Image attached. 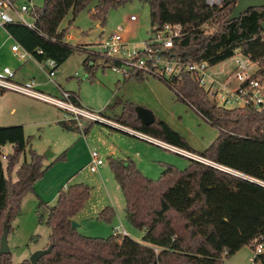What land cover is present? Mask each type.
<instances>
[{"label": "trees", "instance_id": "obj_1", "mask_svg": "<svg viewBox=\"0 0 264 264\" xmlns=\"http://www.w3.org/2000/svg\"><path fill=\"white\" fill-rule=\"evenodd\" d=\"M130 1L45 0L43 7L34 6L31 10L33 27L22 22L4 27L38 61L55 59L59 68L76 51L87 53L92 45L75 46L66 41L68 27L62 28V23L69 13L73 16L72 24L81 10L96 2L91 18L103 24L111 8ZM142 1L150 5L153 30L167 22L184 27L185 34L175 40L172 54L185 60H205L211 66L227 61L237 50L255 60L264 59L261 26L264 7L252 8L239 19L227 21L237 0H223L220 7H211L206 0ZM216 23L218 28L208 32L206 26ZM39 49L43 52L39 53ZM92 56L87 53L83 60L89 75L95 67L90 61ZM108 62L103 59L102 66L107 68ZM135 78L147 77L139 74L125 81ZM160 79L177 94L178 100L186 102L219 128L216 140L198 153L167 121L156 118L150 125L143 124L136 113L137 105L129 100L123 103L118 121L207 157L235 173L189 158L190 163L184 170L167 165L161 178L153 179L144 175L132 158L110 157L112 172L125 197L126 218L144 230L142 241L127 234L106 238L87 236L73 227L74 217L91 195L89 185L75 183L61 189L56 203L48 206L46 224L51 229L48 246L53 247L38 264H222L225 257L232 256L244 245L253 246L257 237H262L264 242V110L214 105L190 72ZM3 91L7 90L0 88V93ZM72 94L79 103L78 93ZM121 101L116 99L113 104ZM60 123L68 130L79 127L74 120ZM8 144L13 150L4 159L2 148ZM27 146L22 125L0 126V219L4 220V227L10 228L22 198L34 190V183L44 174V155L31 149L28 160ZM22 157H25L23 162ZM15 171L16 181L7 174ZM113 212L108 206L101 216L109 220ZM11 262V252L0 254V264ZM256 263L264 264V253L256 257Z\"/></svg>", "mask_w": 264, "mask_h": 264}, {"label": "rangeland", "instance_id": "obj_2", "mask_svg": "<svg viewBox=\"0 0 264 264\" xmlns=\"http://www.w3.org/2000/svg\"><path fill=\"white\" fill-rule=\"evenodd\" d=\"M15 1L19 7L28 4L38 8L43 7L45 2ZM95 4L96 2H93L88 8L81 10L72 24V13L65 18L62 28L68 27L67 42L75 46L92 44L101 35L106 36L122 30V34L131 44L141 47L140 42L151 35L148 3L132 0L125 5L111 8L103 24L91 18ZM30 13H25L24 16L28 21H34ZM132 15L137 16L136 21L131 20ZM218 26L219 23L206 27L208 32H214ZM99 27L104 30L103 34L100 33L94 39L92 32ZM0 30L3 31L1 27ZM8 43L9 45L1 51L0 72L7 64L6 66L14 72L12 79L15 81L24 83L34 80L40 90L56 97H61L57 84L64 90L77 92L81 106L102 113L119 125H122L118 117L123 111V103L126 100L133 101L136 105L152 110L157 119L167 121L198 153L205 151L220 133L217 126L208 122L193 107L178 100L177 94L159 78L148 77L146 83L136 79L125 81L110 68H104L99 56H95V67L89 75L83 60L87 53L91 54L90 50L87 53L76 51L72 54L59 66L55 82H52L48 77V65L45 66L44 62L34 59L24 65L12 52V42ZM233 64L234 61L229 59L211 67V71L220 73ZM116 99L122 101L113 104ZM67 116L70 115L66 111L51 103L12 90L0 93V124H22L28 141L26 158L30 160L31 149L45 157L43 176L34 183V190L27 192L22 198L19 211L10 221L8 244L11 264L31 263L30 256L48 246L51 233L46 224L48 206L56 203V194L61 189L75 183H85L91 187L90 197L74 217V221L79 224L80 233L106 238L115 234L118 226L124 225L132 238L142 241L144 230L134 226L126 218L125 197L112 172L110 157L132 158L142 173L153 179H160L167 165L184 170L190 163L189 158L178 151L165 148L134 132L113 128L102 122L83 120V128L65 129L60 122ZM12 150L10 144L2 148L4 154L11 153ZM93 150L99 151L105 160V164L97 172L89 168ZM51 154L53 157L48 158L47 155ZM24 159L25 157H22L21 161ZM21 161L16 168L20 166ZM4 163L7 165L5 161ZM7 174L11 180L18 179L16 171ZM108 206L114 210L109 220L101 216L102 210ZM3 230L4 220L0 219V239ZM253 254V246L244 245L232 256L225 257L222 264H259L251 261Z\"/></svg>", "mask_w": 264, "mask_h": 264}, {"label": "built area", "instance_id": "obj_3", "mask_svg": "<svg viewBox=\"0 0 264 264\" xmlns=\"http://www.w3.org/2000/svg\"><path fill=\"white\" fill-rule=\"evenodd\" d=\"M206 2L211 7H220L223 0H206ZM33 7L28 4L19 7L15 0H0V25L4 27L8 23L22 22L33 27L34 21H28L24 16L25 13L31 12ZM131 20L136 21L137 16L132 15ZM183 29L184 27L181 24L167 22L157 30L152 29L151 35L140 42L142 44L141 47L131 44L122 34V30L106 36L101 35L89 46V50L94 54L91 62L95 64V56H99L102 62L103 59H108L107 67L123 80L136 77L139 74H143L147 78L171 79L190 72L196 76L199 85L208 92L214 105L225 108L252 107L260 111L264 110V59L255 60L251 55H246L237 50L235 55L230 58L234 61L231 67L222 70L220 73L213 72L211 71L213 66L208 61L185 60L178 55L172 54L171 48L175 40L185 34ZM11 49L21 61L37 60L32 52L16 40H14ZM42 52L39 49V53ZM43 62L45 66L48 65L49 67V80L55 82L58 62L55 59H47ZM13 75L14 72L10 67L3 68V71L0 72L1 89L12 90L28 97L51 103L66 111L70 115L66 117V120L77 121L81 128H83V120L102 122L112 127L124 128L165 148L178 151L188 158L211 164L221 169H228L217 165L213 161H211L213 164L210 163L208 159L197 153L181 149L150 135L112 122L102 113L94 112L75 102L72 92L62 89L58 84L57 86L61 90V97L44 93L38 88L34 80L24 83L17 82L12 79ZM5 157L6 154L3 155L4 159ZM104 164L105 160L99 151L93 150L89 162L90 170L97 172ZM228 170L235 173L232 169ZM115 234L126 235L125 231L121 232V227L115 230ZM253 248L254 254L250 259L256 263V257L264 253L262 237L255 239Z\"/></svg>", "mask_w": 264, "mask_h": 264}, {"label": "water", "instance_id": "obj_4", "mask_svg": "<svg viewBox=\"0 0 264 264\" xmlns=\"http://www.w3.org/2000/svg\"><path fill=\"white\" fill-rule=\"evenodd\" d=\"M259 7H264V0H237L235 7L230 14V16L227 18V21H232L234 19H239L242 14L246 13L252 8H259ZM262 29L264 30V20L261 23ZM103 29L101 27L97 28L92 32L94 39L100 35V33L103 34ZM136 113L138 118L141 120V122L145 125H150L152 124L156 116L154 112L145 106L137 105L136 106ZM122 129V128H121ZM124 129V128H123ZM127 132H129L127 130ZM225 171H229L228 169H222ZM233 173V172H232ZM79 224L75 221H73V227L78 228ZM9 226H5L3 233L1 235L0 239V254H8L10 253V247L8 244V234H9ZM53 245L50 244L48 247L39 249L35 251L31 256H30V261L32 264H38L40 258L44 256L45 254H48L52 250Z\"/></svg>", "mask_w": 264, "mask_h": 264}, {"label": "crops", "instance_id": "obj_5", "mask_svg": "<svg viewBox=\"0 0 264 264\" xmlns=\"http://www.w3.org/2000/svg\"><path fill=\"white\" fill-rule=\"evenodd\" d=\"M0 27L2 28V30L3 31H1L0 30V36H1V38H2V41H0V55H1V51L2 50H4V48L6 47V46H8L9 45V43L8 42H12L11 43V45L10 46H12V44H13V42H14V38L7 32V30L5 29V27H2L1 25H0ZM122 28V26L120 27V29ZM5 34H7V35H5ZM9 53H11V52H9ZM18 61H19V59H18ZM28 61L29 60H27V61H19V62H23V64L25 65L26 63H28ZM7 65V64H6ZM4 66V68L5 67H7V66ZM0 70H1V68H0ZM136 79V78H135ZM146 79H148V78H145V79H143V80H139V79H136V80H138V81H145V83L146 82H148V81H146ZM18 82V81H17ZM61 87V86H60ZM4 92V91H3ZM73 92V91H72ZM79 103L81 104V102L79 101ZM84 107V106H83ZM65 121H67L66 119H65ZM69 121V120H68ZM4 124H0V126H3ZM15 125V124H14ZM16 125H22V124H16ZM6 126H11V125H6ZM23 126V125H22ZM24 127V126H23ZM130 128V127H129ZM132 129V128H131ZM24 131H25V129H24ZM5 147V146H4ZM47 157L48 158H52L53 157V155L51 154V155H47ZM65 185H66V183H65ZM58 194H59V192L56 194V196L58 197ZM57 200V199H56ZM126 215V214H125ZM123 225V224H122ZM118 227H121V232L122 231H125V233L127 234V235H130V232H129V230H127L126 229V227L123 225V226H118Z\"/></svg>", "mask_w": 264, "mask_h": 264}]
</instances>
